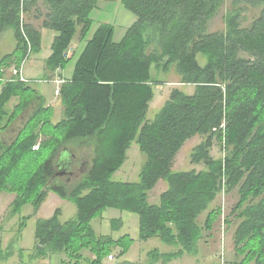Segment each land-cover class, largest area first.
<instances>
[{"label": "trees", "instance_id": "obj_1", "mask_svg": "<svg viewBox=\"0 0 264 264\" xmlns=\"http://www.w3.org/2000/svg\"><path fill=\"white\" fill-rule=\"evenodd\" d=\"M38 1L0 0V34L12 29L16 39L0 70L10 67L13 63H4L12 59L20 60L21 69L29 52L42 50L41 30L50 29L57 35L45 67L50 74L63 71L74 58L66 59L65 52L77 36L78 43L86 40L100 0H44L45 14L35 8ZM119 1L137 20L120 42L114 41L115 28L109 24L100 25L86 42L72 77L60 87L62 120L54 124L51 118L38 117L44 112L48 116L52 107L45 108L42 96L37 97L41 105L23 135L0 146V192L17 195L14 207L33 202L38 212L53 192L78 209L66 222L59 210L37 220L34 258L61 253L74 259L73 264L85 257L90 264L114 258L105 245L119 243L98 238L91 225L109 208L137 214L142 240L157 236L177 248L158 261L197 254L201 239L223 214L217 200L236 191L238 200L225 217V224L235 225L232 264H264V0H232L226 28L216 32L209 25L226 0ZM250 15L253 19L246 24ZM32 20H41L40 28ZM201 56L207 59L205 65ZM153 66L166 79H154ZM173 74L179 85L149 120L156 87L171 83ZM15 76L5 81L0 94V119L10 101L20 97L13 122L35 100L22 99L35 91ZM180 85L194 86V94ZM198 137L191 163L203 169L174 171L179 152ZM216 142L220 158L212 155ZM133 143L146 157L140 180L115 182L112 177ZM84 145L92 147L90 166L70 189L55 176L57 158L62 153L72 156L70 147ZM161 181L168 187L158 204L150 203V193ZM86 250L88 257L83 255Z\"/></svg>", "mask_w": 264, "mask_h": 264}, {"label": "rangeland", "instance_id": "obj_2", "mask_svg": "<svg viewBox=\"0 0 264 264\" xmlns=\"http://www.w3.org/2000/svg\"><path fill=\"white\" fill-rule=\"evenodd\" d=\"M231 1L232 0H226L224 6L211 21L209 25V31L216 32L225 30V15L231 5ZM35 8H39L43 14L47 12V6L44 0H39L38 5ZM91 18L93 25L86 40L80 44H77L79 37L77 36L75 38L74 42L77 46V49L75 48V54H73L74 58L71 59V61L67 64L62 74L60 73V70H57V72L54 74H50L45 67V62L50 53H52V42L57 33L50 29L41 30L43 32L42 50L39 53L29 52L28 56L22 63L24 70L23 76L25 79H27V84L35 91L33 96L30 90L27 91L23 94L22 99L24 101L32 99L35 100L32 101L31 105L23 113H21L14 122L12 121V114L16 111L15 107L19 104L20 97L13 98L5 107L6 114L0 119V146L1 144H3V146L9 145L15 138L19 137L21 134L23 135V128H25L28 120L41 105V100L37 97L42 96L45 108L52 106L48 116H45L44 112L41 114L38 113V117L41 116V118H51V121L54 124L61 121L63 118V106L60 104V100L56 91L61 87L62 81L60 80H62L63 77H71L74 71L75 63L82 53L86 42L92 38L95 31L102 24L114 26V41L120 42L125 36L127 29L137 20V17L132 12L125 9L119 0H100L97 8H95V10L92 12ZM252 19L253 18L250 15L246 20V24L250 23ZM31 22L34 24L36 23V25H39L40 28L41 20H32ZM15 47L16 39L12 29H8L0 34V62L7 55L13 54ZM7 63L13 64L10 67H5L3 70H0V75L4 77V79L0 80V94L3 89V85L6 83L5 81L11 79L12 77L18 78L14 75V71L18 69L20 60L17 61L12 59L5 61L4 64ZM206 63L207 59L201 56V64L205 65ZM0 67H3V65H0ZM151 73L154 79H166L165 75H159L154 66ZM51 75L53 77V81L49 79ZM169 80L171 83L156 87L155 99L151 103L147 115L149 120H153L155 118L159 110L167 101L172 87L179 85L178 82L180 80H178L175 74L171 75ZM179 87L188 95H192L195 92V87L192 85H180ZM56 100H58V102H56ZM16 113L20 112L17 111ZM8 125L10 126L6 128ZM200 141L201 138L198 137L188 141L185 144L183 149L177 155L173 168L174 171L203 169V165H194L191 163L193 147ZM2 147H0V150ZM37 147H39V144ZM70 150L75 155L73 157L75 160L74 165L71 168L73 176L70 178L69 176H62V181L65 182L70 189H72L87 172L90 166L93 151L90 145H84L82 147H70ZM221 150L222 149L220 145L216 142L212 149L213 157L220 158L222 156L220 152ZM66 155L67 154L63 153V161L66 160ZM145 160L146 157L140 151L138 145L133 143L127 152V159L124 165L113 175L112 180L123 183L138 182L140 180V174ZM165 187H168V184L164 181H161L150 193V203H159L158 195L159 193H162L161 191ZM50 193L51 196L56 194H53V192ZM55 197L57 199L50 197L48 200H46L41 205V207L43 206L42 210L40 207L39 211L36 212L33 202L20 207V209H17L14 207V202L17 199V195L15 193L6 191L0 192V264H15V262L20 260L23 264H73L75 262L74 259L70 258L69 256L66 257L65 254L61 253L53 254L47 259H41L34 258L32 254L27 252L31 247L34 248L35 246L36 224L39 218H50L57 210L60 211V220L62 222L69 221L76 217L78 209L73 201L69 199H63L58 194H56ZM237 200V192L232 191L230 193H226V196L219 197L215 206L222 207L224 213V215L222 214L223 218H227ZM206 215L207 213L201 215L202 219H200L202 223L204 222ZM223 218L221 216L220 221L217 222L218 225L217 223L215 224L212 232L205 233L204 238L201 239L198 247V256H191L189 253H186L180 257L170 259L171 261H166L165 264L172 261V264H232V261H234L233 256L235 255V252L233 240L229 242V239L230 237H233L235 225L228 226L226 224L223 231ZM139 220L140 219L137 214L114 208L102 210L92 220L91 225L98 238L109 237L113 241L119 243H108L105 245V247H107V251L115 255L116 260L112 264H124V254L136 260L141 259L142 261H146L149 259V256L147 255L148 252L158 251L159 254H170L177 250V248L173 246L164 244L156 236L147 240H142L139 231ZM223 238L225 240L224 250L221 242V239L223 240ZM229 249L232 250L231 252L234 255L230 256L231 252ZM18 251H25V254H22L20 257L21 254H18ZM83 255L88 257L89 254ZM158 256L160 255H157V257ZM107 258L108 257L106 256L102 264L105 263ZM79 264H90V260L85 257Z\"/></svg>", "mask_w": 264, "mask_h": 264}, {"label": "crops", "instance_id": "obj_3", "mask_svg": "<svg viewBox=\"0 0 264 264\" xmlns=\"http://www.w3.org/2000/svg\"><path fill=\"white\" fill-rule=\"evenodd\" d=\"M37 22V21H36ZM34 24V23H33ZM37 28H39V25H36V23L34 24ZM42 35H43V32H42ZM77 44H80V43H77ZM77 46H76V44L75 45H73V51H74V54H75V48H76ZM77 49V48H76ZM50 55H51V53H50ZM49 55V56H50ZM48 56V57H49ZM74 56V55H73ZM23 72H24V70H23ZM60 73L62 74L63 73V71H61L60 70ZM73 74V73H72ZM71 77H72V75H71ZM71 77H69V78H62V80H60V81H62V82H64V81H66V80H68V79H70ZM51 81H53V80H51ZM62 84V83H61ZM53 102H55V101H53ZM56 102H58V100H56ZM48 107H52V106H48ZM1 142V141H0ZM6 144V143H5ZM4 144V145H5ZM62 155H63V153L62 154H60L59 156H58V158H57V161H59L60 159H62ZM74 155V154H73ZM75 156V155H74ZM66 157H71V154H69V153H67V155H66ZM167 189V187H165V188H163L162 189V193L165 191ZM162 193H159V200H160V196H161V194ZM54 194V193H53ZM56 195V194H55ZM55 195L54 196H51V193H49V195H48V197H47V199L46 200H48L50 197H52V198H54V199H57L56 197H55ZM42 208H43V206L41 207V210H42ZM4 215V214H3ZM54 215V214H53ZM52 215V216H53ZM51 216V217H52ZM217 225H218V223H217ZM157 237V236H156ZM160 239V238H159ZM135 240V239H134ZM231 240H233V237H230V239H229V242H231ZM221 242H222V239H221ZM133 244H135V243H133ZM32 248V247H31ZM29 249L27 252L28 253H30V254H32V256H33V254H35V252L33 251V249L34 248H32V249ZM24 249V248H23ZM22 249V250H23ZM25 250H27V249H25ZM229 251L231 252L232 250L231 249H229ZM25 251H18V254H21L20 255V257L22 256V254H25L24 253ZM161 253V252H160ZM199 253V252H198ZM189 254V255H191V256H198L199 254ZM84 254H89L88 256H90V252H85ZM124 254V253H123ZM147 255L149 256V259L148 260H146V261H142L141 259H133L132 257H130V256H126V254H124V256H125V260H123L124 261V264H165V262L166 261H171L170 259L169 260H159L158 261V257H157V253L154 251H152V252H148L147 253ZM159 255H161V256H168V255H170V254H164V253H161V254H159ZM183 255V254H182ZM182 255H180V256H182ZM232 255H234V254H232V252H231V254H230V256H232ZM114 256V259L113 260H109L108 258L106 259V261H105V263L104 264H112L115 260H116V258H115V255H113ZM180 256H178V257H180ZM91 259H95V256H92L91 255V257H90ZM174 258H176V257H174ZM105 260V259H104ZM103 260V261H104ZM173 263V261L172 262H168L167 264H172ZM15 264H23L22 263V261L20 260V261H17V262H15Z\"/></svg>", "mask_w": 264, "mask_h": 264}, {"label": "built area", "instance_id": "obj_4", "mask_svg": "<svg viewBox=\"0 0 264 264\" xmlns=\"http://www.w3.org/2000/svg\"><path fill=\"white\" fill-rule=\"evenodd\" d=\"M73 54H74V51H73V48L71 47V48H69L66 52H65V54H64V57L66 58V59H71L72 58V56H73ZM14 75H19L20 76V79L22 80V81H27V79H25V77L23 76V66H22V68L21 69H16L15 71H14ZM62 83V82H61ZM57 94L59 95V93H60V88H58L57 89ZM224 126L225 125H223L222 126V128H224ZM214 131H216V130H214ZM34 149H38V147L36 146V147H34ZM223 196H225V195H223ZM223 215H224V213H223ZM223 215H222V218H223ZM226 224H225V218H223V231H224V226H225ZM223 234H224V232H223ZM224 237V236H223ZM224 246H225V240H224V238H223V240H222V247H223V250H224ZM108 259L109 260H113L114 258L112 257V256H109L108 257Z\"/></svg>", "mask_w": 264, "mask_h": 264}, {"label": "flooded vegetation", "instance_id": "obj_5", "mask_svg": "<svg viewBox=\"0 0 264 264\" xmlns=\"http://www.w3.org/2000/svg\"><path fill=\"white\" fill-rule=\"evenodd\" d=\"M74 161L75 160L73 157H67L66 160H64L61 163V166H66L68 168V173L65 176H69V178L73 176V172L71 171V168L74 165ZM84 166H85V163H84ZM81 171H82V169H81Z\"/></svg>", "mask_w": 264, "mask_h": 264}, {"label": "water", "instance_id": "obj_6", "mask_svg": "<svg viewBox=\"0 0 264 264\" xmlns=\"http://www.w3.org/2000/svg\"><path fill=\"white\" fill-rule=\"evenodd\" d=\"M72 157H74V155H72ZM62 162H63L62 159L57 161L56 168L58 169V171L55 174L56 177H62L68 173V168L66 166H61Z\"/></svg>", "mask_w": 264, "mask_h": 264}]
</instances>
